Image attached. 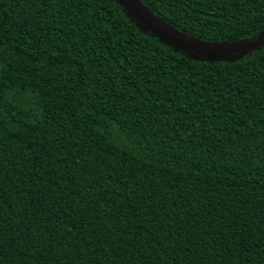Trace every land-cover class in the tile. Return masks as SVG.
I'll return each instance as SVG.
<instances>
[{
	"label": "trees",
	"instance_id": "16d2710c",
	"mask_svg": "<svg viewBox=\"0 0 264 264\" xmlns=\"http://www.w3.org/2000/svg\"><path fill=\"white\" fill-rule=\"evenodd\" d=\"M137 1L264 33V0ZM0 264H264V36L0 0Z\"/></svg>",
	"mask_w": 264,
	"mask_h": 264
},
{
	"label": "water",
	"instance_id": "95a60500",
	"mask_svg": "<svg viewBox=\"0 0 264 264\" xmlns=\"http://www.w3.org/2000/svg\"><path fill=\"white\" fill-rule=\"evenodd\" d=\"M128 3L132 6V8L140 14L147 22L154 25L155 27L159 28L160 30L170 34L171 36L177 38L180 41L193 44V45H200L209 49L213 50H223V49H229V48H238V47H246L250 46L254 43L259 42L263 36L264 33L254 42H245V43H227V44H212L209 42H205L200 39H196L190 36H187L177 30L175 27L170 25L169 23L165 22L164 20H161L157 16H155L153 13L148 11L143 5H141L137 0H127Z\"/></svg>",
	"mask_w": 264,
	"mask_h": 264
}]
</instances>
